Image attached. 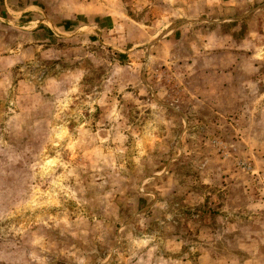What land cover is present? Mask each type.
<instances>
[{
	"label": "rangeland",
	"instance_id": "rangeland-1",
	"mask_svg": "<svg viewBox=\"0 0 264 264\" xmlns=\"http://www.w3.org/2000/svg\"><path fill=\"white\" fill-rule=\"evenodd\" d=\"M0 264H264V0H0Z\"/></svg>",
	"mask_w": 264,
	"mask_h": 264
},
{
	"label": "crops",
	"instance_id": "crops-1",
	"mask_svg": "<svg viewBox=\"0 0 264 264\" xmlns=\"http://www.w3.org/2000/svg\"><path fill=\"white\" fill-rule=\"evenodd\" d=\"M44 17H45V16H44ZM44 17H43V16H41V18H40V19H41V20H43V19H44ZM31 19H32V20H29V22H30V21H34V20H33V18H31ZM37 21H39V19H38Z\"/></svg>",
	"mask_w": 264,
	"mask_h": 264
}]
</instances>
